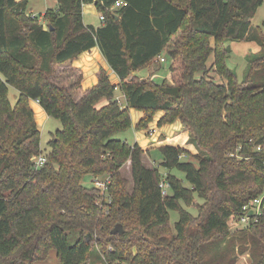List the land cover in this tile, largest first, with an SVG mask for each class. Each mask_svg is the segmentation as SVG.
Masks as SVG:
<instances>
[{
  "label": "trees",
  "instance_id": "obj_1",
  "mask_svg": "<svg viewBox=\"0 0 264 264\" xmlns=\"http://www.w3.org/2000/svg\"><path fill=\"white\" fill-rule=\"evenodd\" d=\"M57 1L41 18L28 14L29 0H0V264H44L52 251L60 264H92L96 251L103 264H237L246 253L264 264V212L232 228L264 191V33L252 26L264 0H123L121 8L118 0ZM92 3L105 17L98 28L83 20ZM242 41H256L260 52L239 81L226 62L229 44ZM95 47L119 84L101 69L83 90L70 66ZM164 54L172 81L137 77ZM212 56L225 82L208 77ZM32 101L61 122L49 150ZM131 110L145 116L136 127ZM160 111L161 124L179 120L189 132L204 155L198 165L182 160L184 148L165 145L163 176L144 165L138 143L117 136L146 128ZM128 160L132 191L121 175ZM108 176L112 203L99 204L97 188L83 182ZM196 196L205 202L197 216L187 210ZM119 225L124 233L113 235Z\"/></svg>",
  "mask_w": 264,
  "mask_h": 264
},
{
  "label": "rangeland",
  "instance_id": "obj_2",
  "mask_svg": "<svg viewBox=\"0 0 264 264\" xmlns=\"http://www.w3.org/2000/svg\"><path fill=\"white\" fill-rule=\"evenodd\" d=\"M52 3V0H35V4L38 5L39 9H42L44 5H47ZM38 17H40V14L37 12ZM88 21H94L96 22L95 18L92 17H86ZM95 19V20H94ZM252 26L254 28H259L264 33V2L259 7L254 19ZM230 55L226 62L227 66L232 69L239 81H242L244 77L248 74V64L250 60L258 57V53L260 52V46L256 41H242V42H236V43H230ZM211 60V58H210ZM210 60L208 63H210ZM211 65L208 64V77L210 79L215 80L216 82L220 83L221 81L225 82L223 79H221L215 72V69H211ZM169 69H170V60L168 59V62L162 63V68L160 70L161 73L159 77L161 78H154L157 83L161 84L166 79V77H169ZM80 71H78V75H80ZM83 76V75H82ZM110 80H111V76ZM198 78L200 75L197 76ZM75 76H71L68 80L73 81ZM171 79V78H170ZM172 81V79L170 80ZM112 82V80H111ZM113 83V82H112ZM114 84V83H113ZM118 99L121 104H124V97L121 93H118ZM18 98V93L15 89H10V99L12 104H15ZM37 105L36 102H31V107L33 108L36 119L38 121V113L36 111V108L34 109V105ZM131 117L133 122V126L136 127L142 119L145 118L144 113H141L137 110H131ZM139 114H142L143 117L141 120L135 125L136 116ZM165 117V113L160 111L154 114L152 117V121L148 123L147 127L142 130H135L134 128L129 129L128 131L121 133L117 135L119 138L125 139L130 144L138 143L139 146L144 150L143 155V162L144 165L147 168H158L160 172L163 174V176L167 173V170L161 166L162 162V154L159 152V148L162 146L168 145H176L184 148L187 150L188 154L183 157L182 160L184 161H192L196 165H198V160L196 159V156L203 157V153L199 152L195 146L193 145L191 136L188 131L183 129L182 123L177 120L173 123H165L161 124V120ZM181 128H179V126ZM39 126V124H38ZM41 131V146L42 150H49L48 142L51 139V134L55 133L57 130L61 128V122L58 119L55 118H48L41 127L39 126ZM145 140L147 142L145 143ZM144 143V144H143ZM44 155V154H43ZM172 174L178 176L179 178L184 179V174L178 172L177 170L171 171ZM121 175L123 178H125L128 181V185L130 188V191L133 189L134 180L132 176V167H131V161L128 160L125 165L123 166L121 170ZM83 185L88 188L94 187V182L91 177L86 178V180L83 182ZM204 200L198 198L196 196L194 206L187 207V210L190 211L193 215H198V209L197 207L204 205ZM179 220V214L177 212L171 213V224L174 227L175 223ZM236 223H232V228H240V225H235ZM77 239L76 233H73L70 235V242L71 244L75 243ZM101 259L99 253L96 251L93 254L92 258V264H100ZM44 264H59L58 259L56 257V252L52 251L51 256L49 260ZM237 264H251V258L250 254H240L238 258Z\"/></svg>",
  "mask_w": 264,
  "mask_h": 264
},
{
  "label": "crops",
  "instance_id": "obj_3",
  "mask_svg": "<svg viewBox=\"0 0 264 264\" xmlns=\"http://www.w3.org/2000/svg\"><path fill=\"white\" fill-rule=\"evenodd\" d=\"M17 2H20L22 0H16ZM58 8V1L52 0L51 4L44 5L42 9L38 8V5L35 4V0H29V6H28V14L32 15H38L37 12L40 14V17L42 18L47 10L49 9H57ZM101 13L99 12L98 8L96 7L95 3L84 5L83 7V20L86 26H94L96 28L103 25V23L100 20ZM92 17L96 19V22L94 21H88L86 17ZM94 19V20H95ZM164 58L165 61L162 62L161 59ZM168 57L167 54H164L162 57L156 58L151 65L142 71H139L137 73V77L139 79H147L151 78L155 80L162 68V63H167ZM214 62V57H211L210 63L212 64ZM72 68H76L80 71V73L83 75V90H86L90 87L95 86L99 81V73L101 69H104L109 76H111L112 82L116 85L119 84V79L117 75L113 72V70L109 67L106 59L102 55L100 49L98 47L93 48L92 50L83 53L77 60H75L72 65L70 66ZM155 78V79H154ZM171 74L169 72V77H166L167 80H171ZM156 81V80H155ZM82 95V93H80ZM37 103V102H36ZM36 108V111L38 113V124L41 127V125L49 118L44 109L37 103V105H34V109ZM142 113V112H141ZM143 117L142 114H139L136 116L135 125L141 120ZM134 122V121H133ZM182 125L179 126L181 128ZM147 140H145V143ZM144 144V143H143ZM167 145V144H166ZM169 145V144H168ZM176 146V145H173ZM238 229V228H235ZM59 263V261H58ZM60 264V263H59ZM103 264V263H100Z\"/></svg>",
  "mask_w": 264,
  "mask_h": 264
},
{
  "label": "built area",
  "instance_id": "obj_4",
  "mask_svg": "<svg viewBox=\"0 0 264 264\" xmlns=\"http://www.w3.org/2000/svg\"><path fill=\"white\" fill-rule=\"evenodd\" d=\"M126 6H128V2L123 0H118L114 8H121ZM100 20L102 23L105 22L104 15L102 14L100 15ZM161 61L164 62L165 59L162 58ZM258 150H260V148ZM46 162H47V158L45 157V155H40L35 158V167L39 169L43 167L46 164ZM94 184H95L94 186L98 190V203L103 204L106 202L107 204H111L112 200L108 194L109 191L108 188L109 185L111 184V177L108 176L104 179L98 178L94 181ZM168 187L169 185L165 181H162L161 188L164 190V195L166 194ZM263 212H264V191L256 198L249 200L243 206L241 214L238 217H236V219L233 222L236 223L235 225L237 224L240 225L241 226L240 229H241L258 222Z\"/></svg>",
  "mask_w": 264,
  "mask_h": 264
},
{
  "label": "water",
  "instance_id": "obj_5",
  "mask_svg": "<svg viewBox=\"0 0 264 264\" xmlns=\"http://www.w3.org/2000/svg\"><path fill=\"white\" fill-rule=\"evenodd\" d=\"M124 233V229H123V226L119 225L117 227H115L112 231V234L113 235H116V234H123Z\"/></svg>",
  "mask_w": 264,
  "mask_h": 264
}]
</instances>
